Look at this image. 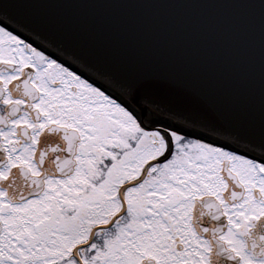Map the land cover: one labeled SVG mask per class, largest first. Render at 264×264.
I'll list each match as a JSON object with an SVG mask.
<instances>
[{"label": "snow or ice", "instance_id": "6c2138e0", "mask_svg": "<svg viewBox=\"0 0 264 264\" xmlns=\"http://www.w3.org/2000/svg\"><path fill=\"white\" fill-rule=\"evenodd\" d=\"M17 3L0 0V264H264V121L102 71Z\"/></svg>", "mask_w": 264, "mask_h": 264}, {"label": "water", "instance_id": "95a60500", "mask_svg": "<svg viewBox=\"0 0 264 264\" xmlns=\"http://www.w3.org/2000/svg\"><path fill=\"white\" fill-rule=\"evenodd\" d=\"M13 10L102 71L147 79L230 128L264 121V23L245 0H18Z\"/></svg>", "mask_w": 264, "mask_h": 264}]
</instances>
